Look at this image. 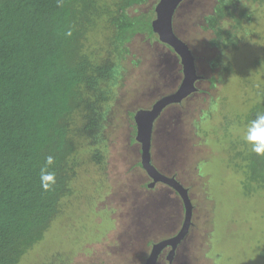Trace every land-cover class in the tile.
Returning a JSON list of instances; mask_svg holds the SVG:
<instances>
[{
    "label": "trees",
    "instance_id": "trees-1",
    "mask_svg": "<svg viewBox=\"0 0 264 264\" xmlns=\"http://www.w3.org/2000/svg\"><path fill=\"white\" fill-rule=\"evenodd\" d=\"M144 1L0 0V264H19L30 249L62 232L55 225L59 219L68 221L70 231L74 224L82 225L78 215L84 212L77 204L92 201L94 192L90 188L79 192L72 183L82 162L97 165L101 176L108 169L103 147L109 118L116 112L112 103L120 76L116 58L135 34L152 32L150 19L130 10ZM245 15L253 22L247 7ZM96 32L102 41L95 45L91 39ZM217 33L228 46H239L235 32L218 27ZM106 49L107 58L101 53ZM254 66L258 90L243 117L246 124L264 112V55L255 57ZM117 112L127 123L120 128L132 126L133 111ZM84 140L89 146L98 143L101 151H84ZM80 149L87 162L79 163ZM49 155L55 158L49 170L56 173V184L45 192L39 172ZM234 158L242 168L233 164L234 174L224 173L220 183L223 193H229L227 209L231 212L237 198L257 199L264 227V156L251 153L246 145V154L238 151ZM254 249L255 260L264 264V237Z\"/></svg>",
    "mask_w": 264,
    "mask_h": 264
},
{
    "label": "rangeland",
    "instance_id": "rangeland-1",
    "mask_svg": "<svg viewBox=\"0 0 264 264\" xmlns=\"http://www.w3.org/2000/svg\"><path fill=\"white\" fill-rule=\"evenodd\" d=\"M194 1L196 2L193 3L192 7L198 2L203 6H208L212 2V0ZM235 1L238 6L237 9L242 10L244 16H246L247 7L250 19H253V22L247 20L246 17L243 18L241 15H236V22L228 19L227 21H221L219 24L225 32L233 31L237 35L235 40L239 46L229 45L227 47L228 53L233 56L244 53L246 56L245 64L241 67V70H236L235 73L232 72L226 85L224 84L218 89L214 88V92L219 95H216L212 106L204 113H201L199 117H195L194 121L201 122V124L209 123L212 126L211 123L214 122V130L208 133L204 128L200 138H194L191 137L194 135L188 134L191 135L188 136L190 137L189 139L194 138L191 147H188L191 157H189L188 162L183 167L180 165L182 158H177L176 160L178 168H183L182 182L184 186H192L191 188H193V200L194 204L197 205V207L195 206L196 215H200L201 212V206L198 204H204L206 200L205 197L202 199L197 198H200L201 195L208 196L206 192H209L211 200L216 207L214 216L205 212L197 219L194 214L195 221L199 225V232L194 230V226L192 227L193 231L189 230L192 233L196 232L204 240H208L210 237H213V240H216V238L220 239V241L206 242V245H219L221 243L222 246L225 245L227 247L225 252L209 247L205 257L213 260L215 255H217L215 264H219L221 261L225 264L226 262L227 264H258L257 260H255L256 252L254 248L259 240L264 237V227L260 220L263 215L262 204L260 205L257 199L249 198L246 200L247 198H245L243 200V198H237L233 201L232 210L229 212L227 209L229 193L226 190L223 193L221 182L219 183L224 177V173L226 176L234 174L231 169L233 164L234 167L235 165L241 168L243 166L240 160L234 158V155L238 151L246 154V145L240 137L246 126L243 118L246 114V109L250 108L257 96L258 75H256L257 67H253V61L255 57L264 55V0L261 2ZM188 7L189 5L182 8L175 26V30L179 35L190 32V27H182L180 23L181 15ZM146 16L151 19L149 13ZM233 26L238 28L234 29ZM97 33L91 39V42L95 45L97 41L102 39ZM140 39H142L141 36L137 37L135 41ZM99 46H103V44L100 42ZM98 48L100 50V47ZM101 53L103 57H106L108 50L106 49ZM231 55H226V59L229 56L231 58ZM113 57H110V61L114 60ZM123 66L127 70L126 62H124ZM121 78L118 79V83L113 88L114 101L112 103L116 112L112 113L111 118H109L110 124L107 128V138L103 147L104 151H106L104 156L107 157L108 161L106 173L101 176L98 166L89 161L87 162V159L83 158L85 155L82 149L77 154L79 163L81 161L87 163L82 162L81 169L77 170L78 176L73 180L72 185L79 192L87 188H90L89 190L87 189L88 191L94 192L92 201L84 202L82 200L77 204L79 206L78 209L84 212L82 215H78V220L82 222V225L81 223L74 224L70 231L66 225L68 221L59 219L55 225L59 226L62 232H58L49 238L48 236L50 235H46L45 238L50 240L42 241L30 249L19 264H135L139 259L141 260L138 264H144L153 243H157L161 238L171 236L176 229L182 227V217L178 221L176 219L179 215L177 213L179 212V203L175 200L174 209L164 207V210L161 209L160 213H156L153 217L151 216V218L157 220V224L151 225L150 217L138 219L136 224H132L137 217L134 216L133 212L140 207L139 200L143 198L142 195L138 194L139 192L134 191V189H137L135 187L138 184L137 182L142 179V176L128 171L130 163H133L131 158L132 151L127 148L125 128H120L119 126L120 124L123 125L124 116H119L117 110L128 109L138 105V103L141 104L150 97V88L148 86L143 89L136 88L133 84L134 81L126 73ZM220 98L222 99V107L219 105L218 108L216 100L220 101ZM214 107L218 108V110ZM205 113L209 118L202 120L205 117ZM214 133L220 134V136L215 135L219 140L211 137L207 138L208 135ZM205 140L210 141L214 148L220 144L219 149L213 150L212 147L206 146L208 143H203ZM87 143L85 141L84 151L89 149H100L99 151H101L98 143L93 142L90 145L91 147ZM183 146L186 147V144H183ZM233 158L234 160H232ZM208 160H213L214 163ZM229 160L230 163L228 162ZM204 161H208L210 166L214 167L206 169L207 167L203 164ZM198 170L200 173L207 171V173L212 175V178H208V174L199 176ZM239 177L241 178L240 174ZM147 182L148 180H144L138 185L143 187ZM200 191L201 193L198 196ZM242 193L245 194L244 191ZM168 200L172 201L169 198ZM78 209L76 213H78ZM211 209L214 210L213 205H211ZM138 211L142 213V210ZM71 213H75V210L68 215H71ZM213 218L214 222H220L221 230L224 228L226 219L229 218V221H231L230 225L228 222L225 227L228 229L222 232L223 239L218 234L216 227L211 225ZM206 220L208 224L205 223ZM139 222H143L144 227H147L142 234L141 232L139 234L136 233L137 227L141 230ZM66 230L69 233L65 232ZM74 230L76 232H72ZM260 233L263 234L259 235ZM148 243L151 244L148 245ZM251 244L254 245L252 246Z\"/></svg>",
    "mask_w": 264,
    "mask_h": 264
},
{
    "label": "flooded vegetation",
    "instance_id": "flooded-vegetation-1",
    "mask_svg": "<svg viewBox=\"0 0 264 264\" xmlns=\"http://www.w3.org/2000/svg\"><path fill=\"white\" fill-rule=\"evenodd\" d=\"M159 1L160 0H147L135 4L130 10H132L136 16L140 14L148 15L149 13V16H151V26L156 16L155 6ZM183 7L185 6L180 5L174 8L170 17L171 27L176 26L180 11H182ZM237 7L235 0H212L208 6L199 4V7L195 10H188L189 8H187L181 15L180 23L182 27H190V32L184 35H179L177 32L175 33L176 40L186 48V52L178 48L175 49V47L160 41L158 35L153 32L151 27V33L144 31L143 33L135 34L125 43L119 58H116L118 62V75H120V78L126 73V75L134 81L133 84L136 88L143 89L146 86L153 88L151 96L147 100H144L141 104L138 103V105L123 110L133 111L135 114V112L140 110L149 111L154 107H159V112L155 120H161L162 117L163 119L166 118L167 122L169 121L168 127L172 130L176 129L177 132H179V135H177V138H179V150H177L178 153L176 155L173 154L171 156L173 160L172 166L166 168L160 166L161 168L158 169L163 175L162 178H169L166 179L165 182H162L161 180L154 181L143 168H141V159L145 155L142 150V144L135 140L136 127L134 121L133 124L131 122L132 126H127V129H125L127 148L132 151L131 158L133 159L132 164L129 162L130 167L128 171L132 174L135 173L142 176V179L137 182L138 184L142 183L144 180H148L143 187L137 184L136 188H141L139 194L142 195L143 198L152 197L158 199L163 197L164 199L169 198L172 199L173 202H178L179 212L177 213H179V215L178 218H176L177 221L181 219V217H184L185 199H190L193 203L194 200L192 186H184L183 182L178 177V175L182 173L183 168H178L175 160L178 157L182 158L183 161H181L180 165L183 167L188 162L190 155L188 147H191L193 139L198 138L200 134H202L204 128L208 133L214 130V122L211 123L212 127L209 123L201 124V122L194 121L195 117H199L201 113H204L212 106V102L215 100L216 95H219L214 92V88L218 89L224 86V84L226 85L234 69L241 70V67L244 66L246 61L243 53L237 56L229 54L227 49L228 45L224 41V36H217L218 27H220L219 23L221 21L232 19L236 22V15L244 16L242 10H238ZM133 8H137V10L134 11ZM220 12H224V14L220 16ZM139 36H141L142 39L135 41ZM187 53L189 61H185V67L182 55L186 57ZM226 55H231V58L229 56V58L226 59ZM124 62L127 63V70L123 66ZM229 64L232 69L227 68ZM158 68H160V70H158ZM230 70L233 71L230 72ZM185 71L188 72L187 77ZM188 93H190V95H188ZM216 104L218 108L219 105L222 107V99L220 98V101L216 100ZM202 106L204 107L202 108ZM216 107L214 108L218 110ZM168 112H172L173 114L168 116ZM206 118L208 119L209 117L205 113V117L202 120ZM123 122L127 124L125 118ZM216 134L220 136V134ZM216 134H210L207 137L215 138ZM188 136L194 138L189 139L190 137ZM205 142L208 141L205 140ZM183 144H186V147H184ZM155 146H157V141L154 134L149 137L148 156L146 155L150 160L153 157V151L155 152ZM208 161H204L203 164L207 167L206 169H212L214 166H210ZM198 174L199 176L208 174V178H212V175L207 173V171L200 173L198 170ZM206 185H208V183H206ZM200 193L201 191L198 193V196ZM206 193H208V196L201 195L200 198L197 199H202L204 197L205 199L211 198L209 192ZM168 194L169 196H167ZM227 220L228 219L225 221L222 232H224L226 224L228 223ZM190 229L192 230V227H190ZM180 232L181 228L176 229L175 233L171 236L160 239L174 238L169 245H167V243L162 245L154 261L155 264H169L168 255L172 253L173 256L181 247L183 239L186 236L185 231L181 235L182 237H178L175 240ZM154 244L155 243H153L151 247ZM140 260L141 259H139L138 263Z\"/></svg>",
    "mask_w": 264,
    "mask_h": 264
},
{
    "label": "water",
    "instance_id": "water-1",
    "mask_svg": "<svg viewBox=\"0 0 264 264\" xmlns=\"http://www.w3.org/2000/svg\"><path fill=\"white\" fill-rule=\"evenodd\" d=\"M180 0H160L158 4L155 6V19L151 23L152 30L155 34L158 35L160 41L165 42L173 47L178 48L184 52H186V48L179 43L176 40L174 29L175 27H171L170 24V17L172 15V12L174 8L177 7ZM181 55V53H180ZM183 57V63L186 67V62L189 61L188 53L185 55H182ZM185 75L187 77L188 72L185 71ZM150 93L153 91V88L149 89ZM147 97V96H146ZM159 110V107H154L151 111H137L134 115V123L136 127V138L139 142L142 144V150L147 155L148 150V144H149V137L150 133L152 132V127L154 126V118L157 116V112ZM176 112V111H172ZM172 112L167 113L169 116L172 114ZM167 117V116H166ZM168 122L163 117L161 120H158L156 123V127L154 129V134L156 136L157 146H155V153L151 159V162L155 164V166H148L147 173L149 176L153 178L154 181L161 180L162 182L166 179L160 177V173L156 174L157 169L161 166L162 168H166L168 166H172V159L171 156L175 154L178 147H175L179 142L177 138V135H179V132H177L176 129L172 131V129H168ZM180 159V158H178ZM183 161V159H181ZM177 163V161H175ZM135 191V190H134ZM186 202H189L188 199H186ZM139 203L141 204L140 207L133 212L134 216H137L135 220H133L132 224H136V221L138 219H143L146 217H150V224H157V220H154L153 217L156 213H160L161 209L164 207H170V205L173 202L164 199L163 197L160 199L157 198H140ZM138 210H142V213H140ZM164 210V209H163ZM139 226H141V230L137 227L136 233L141 234L146 231V226L144 227L143 222H139ZM187 227V218L184 222V226L182 231L179 233V235H182L185 232V229ZM140 234V235H141ZM182 237V236H181ZM187 240L189 242H195L196 237L195 235L190 237L188 236ZM169 242V241H167ZM191 243H187L182 252L178 254V256H175L176 259L171 264H215L212 260L209 258H206L200 254L198 256L195 253L194 247H191ZM163 242L155 244L150 251V254L144 264H155L156 256L159 252V250L162 247ZM220 264V263H219Z\"/></svg>",
    "mask_w": 264,
    "mask_h": 264
},
{
    "label": "clouds",
    "instance_id": "clouds-1",
    "mask_svg": "<svg viewBox=\"0 0 264 264\" xmlns=\"http://www.w3.org/2000/svg\"><path fill=\"white\" fill-rule=\"evenodd\" d=\"M194 2H196V1H193V0H191V1H189V0H180L179 1V4L177 5V7L178 6H180V5H184V6H188L189 5V9L188 10H195V9H197L198 7H199V2L198 3H196L195 5H194V7H192V5H193V3ZM175 30V29H174ZM175 33H176V30H175ZM68 35H71V33L69 32V33H67ZM152 93V92H151ZM151 93L149 94L150 96H151ZM146 98V97H145ZM152 109H150L149 111H151ZM140 111H145V110H140ZM158 112H159V110H158ZM157 112V113H158ZM136 113V112H135ZM169 113V112H168ZM173 114V113H172ZM175 114V113H174ZM135 115V114H134ZM158 115V114H157ZM157 117V116H156ZM155 117V118H156ZM155 118H154V122H155V126H156V123L158 122L157 120H155ZM134 121V120H133ZM135 124V123H134ZM168 124H169V121H168ZM168 126V125H167ZM169 128V127H168ZM169 129H171V128H169ZM198 138H200V136L198 137ZM208 138V137H207ZM216 138V137H215ZM214 138V139H215ZM241 140L243 141V143L245 144V145H247L248 146V148H249V150H250V152L251 153H253V154H255L256 156H264V112H261V113H257L256 114V116H255V118L254 119H251L250 121H248V123L246 124V126H245V128H244V130H243V133H242V135H241ZM214 139H212V140H214ZM216 140H219V139H217L216 138ZM203 143H208V145H206V146H209V147H212L213 148V150H218L219 149V147H220V144L219 145H217V147H213V145L210 143V141H208V142H203ZM179 144V143H178ZM176 145V147H178L179 148V145ZM202 148H203V146H201ZM177 150H179V149H177ZM147 152H148V150H147ZM154 151H153V155H154ZM178 153V151H176L175 152V155ZM144 157L141 159V168H143V170L147 173L148 171H147V168H148V166H150V165H152V166H155V164L154 163H152L151 162V160L149 159V157H146V153H145V150H144ZM210 155H212L211 153H210ZM148 156V155H147ZM189 157H191L190 155H189ZM179 158V157H178ZM175 161H177V160H175ZM55 163V158L53 157V156H51V155H49V156H47L46 158H45V163H44V166L43 167H41V169H40V172H39V182H40V187L42 188V190L43 191H45V192H48V191H52L53 189H54V186H55V184H56V173L54 172V171H50L49 170V168L53 165ZM156 167V166H155ZM159 168H161V167H159ZM158 168V169H159ZM158 169H157V172H156V174L158 173H160L159 171H158ZM125 174V173H124ZM148 174V173H147ZM149 175V174H148ZM160 175V177L162 178L163 177V175L160 173L159 174ZM182 176H183V173H180L179 175H178V177H179V179L182 181ZM151 177V176H150ZM151 179H153L152 177H151ZM166 179H169V178H166ZM156 181H160V180H156ZM166 181V180H165ZM165 181H163V182H165ZM136 188V187H135ZM139 189V190H138ZM135 190V189H134ZM141 190V188L140 187H137V189L135 190L136 192H139ZM139 194V193H138ZM140 195V194H139ZM158 199H160V198H158ZM187 199V198H186ZM186 199H185V213H184V217L182 218V222H183V224H182V227H181V231H182V229H183V226H184V222H185V220H186V218H187V227H186V229H185V231H186V236L184 237V239H183V242H182V245H181V247L173 254V256H172V253H170L169 255H168V261H169V264H171L175 259H176V257L175 256H178V254L180 253V252H182V250H183V248H184V246L187 244V243H191L190 245H191V247H194V249H195V253H196V255L198 256V254H200V255H202V256H204L205 257V254L208 252V250H209V247L210 248H213V249H218V250H222L223 252H225L226 250H227V247H225V245L224 246H222V244L221 243H219V245H206L205 243L206 242H212V241H220V239L219 238H216L215 236H214V238H216V240H213V237H210L208 240H204L202 237H200V235H198L196 232L195 233H192V232H189V229H190V227H193L194 226V230H196V231H198L199 232V225L197 224V222L195 221V218H197V217H199V216H201V214H203V213H205V212H207V214H212L213 216H214V213H215V210H216V207H215V205H214V203H213V201L211 200V198H208V199H206L205 200V203L204 204H198V205H200L201 206V212H200V215H196V207H197V205H195L194 203H193V201H191L190 199H188L189 200V202H186ZM166 200H168L167 198H166ZM173 205H174V203H172L171 205H170V207L169 208H171V209H174L173 208ZM211 205H213V207H214V210H212L211 209ZM196 206V207H195ZM194 214H195V218H194ZM198 219V218H197ZM196 219V220H197ZM193 223V224H192ZM205 223L206 224H208V222H207V220L205 221ZM211 225H212V227H216V229L218 230V234L220 235V237L223 239V237H222V230H221V228H220V222H218V221H216V222H214V218L212 219V222H211ZM193 231V230H192ZM195 235V237H196V240H195V242H189L188 240H187V238H188V236H190V237H192V236H194ZM180 238L181 237V235H179V233H178V235H177V237L175 238V240L177 239V238ZM205 237V236H204ZM206 238V237H205ZM174 240V238H171V239H163V240H159L157 243H160V242H163V244H165V243H167V245H169L170 243H171V241H173ZM167 241H169V242H167ZM157 243H155V244H157ZM154 244V245H155ZM153 245V246H154ZM152 246V247H153ZM229 246H230V242H229ZM151 251V250H150ZM150 254V253H149ZM215 254H218V253H215ZM172 256V257H171ZM216 257H217V255H215V258L212 260L213 262H215V259H216ZM210 260H211V258H209ZM210 264H212V263H210ZM220 264H225V263H223L222 261L220 262ZM226 264H227V262H226Z\"/></svg>",
    "mask_w": 264,
    "mask_h": 264
},
{
    "label": "bare ground",
    "instance_id": "bare-ground-1",
    "mask_svg": "<svg viewBox=\"0 0 264 264\" xmlns=\"http://www.w3.org/2000/svg\"><path fill=\"white\" fill-rule=\"evenodd\" d=\"M181 87H183V86H181ZM184 88V87H183ZM188 95H189V93H188ZM153 130H154V126L152 127V132L150 133V136H152L153 135ZM135 136H136V134H135ZM135 140L138 142V143H141V142H139L138 140H137V138L135 137Z\"/></svg>",
    "mask_w": 264,
    "mask_h": 264
}]
</instances>
